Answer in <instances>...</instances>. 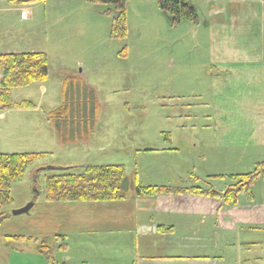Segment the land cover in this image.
I'll use <instances>...</instances> for the list:
<instances>
[{"label":"rangeland","instance_id":"374dc122","mask_svg":"<svg viewBox=\"0 0 264 264\" xmlns=\"http://www.w3.org/2000/svg\"><path fill=\"white\" fill-rule=\"evenodd\" d=\"M5 1L0 6V52L45 54L48 78L11 90L14 102L28 101L34 108H14L0 117V154L48 155L11 185L12 201L2 209L9 215L0 222L1 243L5 234L42 230L44 210L54 204L45 201L48 176L121 165L125 198L134 197V184L223 192L233 184L231 175L251 173L264 161V121L250 114L233 117L232 112L251 105L229 109L230 94L212 77L217 73L209 55L213 0H188L198 22L182 20L175 26L157 0H127L123 38L111 36L116 15L111 4ZM60 106L69 107V119L58 129L45 114ZM252 130L254 134H239ZM250 191L254 204L264 203L261 178ZM238 199L250 203L242 194ZM31 204L27 213L12 215ZM152 217L156 222L169 218L154 212ZM105 227L69 231L62 250L54 235L47 238L51 262L37 250L41 240L30 243L24 256L8 251L5 257L0 248V264H147L154 261L146 258L200 253L179 250L174 235L146 245L135 239L134 231ZM216 239L221 252L224 245L235 244L226 231L218 230ZM9 244L19 250L16 241ZM210 260L228 264L227 259Z\"/></svg>","mask_w":264,"mask_h":264},{"label":"crops","instance_id":"0c3cea01","mask_svg":"<svg viewBox=\"0 0 264 264\" xmlns=\"http://www.w3.org/2000/svg\"><path fill=\"white\" fill-rule=\"evenodd\" d=\"M212 3L209 5V55L211 66L217 72L212 77L218 78V83L223 82V91L230 94L229 109L234 105L240 107L243 102L251 105L248 109L232 112L236 113L232 114L233 117L250 114L252 119L264 121V0H213ZM1 4L3 0H0ZM51 111L45 116L56 127L48 117ZM6 112L0 113V117L4 118ZM254 131L239 134L245 136L254 134ZM132 194L134 197L105 203L49 204L41 221L42 232L30 226L32 233L20 235L41 242L58 235L67 241L69 231L73 229L105 231L106 225L134 231L135 239H142L146 245H151L155 239L163 240L174 235L179 250H200L199 254L189 256L146 258L154 261L147 264H218L210 259H227L228 264H264V203L238 202L234 206L222 207L219 201L195 196L168 195L148 199ZM152 212L168 213L169 218L156 222ZM170 216L174 219L171 220ZM211 220L215 224H210ZM218 230L231 233V239L235 241L234 245H224L223 252L216 239ZM9 235L14 234H5L4 242H0L3 256L8 257V251L22 256L31 251L32 244L25 241L16 242L19 250L15 249L9 244L11 240L5 238ZM33 250H36L35 246Z\"/></svg>","mask_w":264,"mask_h":264},{"label":"trees","instance_id":"16d2710c","mask_svg":"<svg viewBox=\"0 0 264 264\" xmlns=\"http://www.w3.org/2000/svg\"><path fill=\"white\" fill-rule=\"evenodd\" d=\"M44 0H8L13 5L31 4ZM90 4H111L116 15L113 18L112 38H123L125 30V5L127 0H84ZM160 12L166 17L171 26L185 20L198 22L196 10L188 0H157ZM48 78V60L45 54L40 52L29 53H1L0 52V113L11 109H33L28 101L14 102L11 90L23 88L33 83H43ZM69 107L60 106L51 112L48 117L55 123L58 129L61 121L69 119ZM47 153H21L0 154V222L9 214L2 209L8 206L12 199L10 187L19 182L24 172L34 163L44 158ZM125 170L121 165L110 166H85L81 174H59L48 176L45 179V201L48 203H73L91 202L105 203L123 199L121 192L122 183L125 180ZM261 178L264 182V161L256 164L251 173L231 175L233 184L223 192L199 187L172 188L166 186L141 187L133 186V192L141 198L154 199L168 195H191L210 200H219L224 206H234L242 194L247 202H253L251 187ZM6 240L16 242L37 243L32 237L9 235ZM61 244L58 250L66 248L63 236H55ZM37 250L44 253L48 262L53 259L52 251L46 242H40Z\"/></svg>","mask_w":264,"mask_h":264},{"label":"water","instance_id":"95a60500","mask_svg":"<svg viewBox=\"0 0 264 264\" xmlns=\"http://www.w3.org/2000/svg\"><path fill=\"white\" fill-rule=\"evenodd\" d=\"M30 208H31V205H27V206H25L19 210L13 211L12 215L16 216V215H20L22 213H27Z\"/></svg>","mask_w":264,"mask_h":264}]
</instances>
